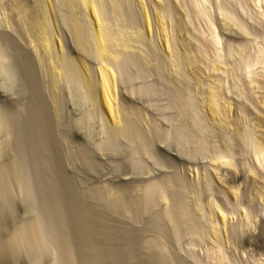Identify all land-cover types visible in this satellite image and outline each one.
<instances>
[{"label": "rangeland", "instance_id": "obj_1", "mask_svg": "<svg viewBox=\"0 0 264 264\" xmlns=\"http://www.w3.org/2000/svg\"><path fill=\"white\" fill-rule=\"evenodd\" d=\"M0 1V168L6 162L7 167L3 168L9 171L12 170L9 163L13 167L19 166L11 171L14 173L11 176L18 174L14 185L9 183L14 190L9 195L10 201L4 198L9 201H6L9 209L0 207L6 211L0 215L1 245L10 241L15 230L38 219L44 233H41L43 241L47 242H44L46 251L40 264H69L62 234H69L76 258L73 264H100L96 249L100 241L96 230L91 231L90 227V220L96 216L102 222L110 221L116 231L120 229L121 232L112 237V243L123 250L122 264H218L216 258L211 257V250L220 244L228 264L264 263V199L261 201L257 194L264 187V172H259L255 159L256 149L264 147V65L255 69L256 73L250 79L253 81L244 78L243 68L256 44L264 43V0H208L212 20H215L210 27L219 37L220 48H214L211 29H208L210 23L205 22L197 11L198 0H144L152 20L156 7H161L163 12H169L168 15L174 12L172 19L176 16L181 21L180 36L197 55V66L193 71L185 67L178 51L181 47L177 46V52L169 53L155 36V31L147 32L138 0H121L122 16L110 11L108 23L115 32L119 30L133 43L130 46L133 48L127 50L128 53L125 51L126 54L122 52V57L114 65L117 108L120 115H124L120 116L121 121L124 119L122 126L125 127L121 126L124 130L114 126L115 123L104 115L97 93L94 96L83 84V61L92 68L94 80L100 61L93 38L96 25H92L90 18L80 12H76L79 18H73L75 11H71L69 0L50 1L48 6L53 11L50 15L55 20V32L62 39L65 53L72 63L71 70L65 72L72 74L60 75L53 88L49 68L35 58L30 48L31 38L20 28L11 10L12 4ZM25 1L29 4L37 2ZM240 3L257 16L251 19ZM78 19H82L81 23ZM76 22L77 26L82 24L81 28H75ZM85 47L89 49L87 52L83 51ZM56 63L58 61L54 65ZM215 63L217 71H213ZM56 65L58 67L59 63ZM216 77L224 80L225 94L232 107L227 114L229 118L219 120L211 116L203 97H200L201 88L208 82L213 83ZM36 94L44 101L41 116L35 110ZM37 118L43 121L46 129L43 126L36 128L41 126ZM35 128L40 130L36 133ZM49 133L50 144L44 151L41 142ZM34 144H39L43 152L35 149ZM218 156L231 161V167H224L223 173L227 182L238 183V199H230L209 172L211 162ZM47 163L51 166L57 164L72 185L73 190L70 189L72 192H68V197L66 194L64 205L67 209L70 204L76 205L67 210V223L59 219L55 207H52L54 202L49 182L53 176L47 173ZM250 169L256 174L250 173ZM152 185H156L159 191L149 200L145 195ZM104 190L111 196L115 194L113 197H122L120 199L128 205H134L118 212H108L109 216L104 215L106 217L98 215L97 211H103V207L90 193ZM210 197L223 205L225 213L229 212L230 224L226 236L222 235V243L216 242L210 230L212 220L206 207ZM5 200L0 198V203ZM67 200L71 201L68 205ZM77 200L80 203L75 202ZM242 222H248L249 228ZM243 224L247 228L245 233H242ZM55 240H60L61 245ZM7 247L6 254L0 252V264L31 263L25 253L16 250L18 253L13 254L12 247Z\"/></svg>", "mask_w": 264, "mask_h": 264}, {"label": "bare ground", "instance_id": "obj_2", "mask_svg": "<svg viewBox=\"0 0 264 264\" xmlns=\"http://www.w3.org/2000/svg\"><path fill=\"white\" fill-rule=\"evenodd\" d=\"M4 1H7L9 4L11 3L12 6H13V9H12V6L11 7V10L14 11L13 15L15 16V19L17 20L20 28H22V31L24 34H26L29 38H31V43H30V48H32V52L34 53V56L35 58L43 65L45 64L46 66H48V71L50 72L49 74L51 75V81H52V85H53V88L54 86L57 84V81H59V76L62 75V74H65L67 75V73H65L69 68H70V64H72L69 60H70V57H69V60H68V57L65 53V48H64V45H63V41L62 39L59 37L58 34H56L55 32V27L56 25L55 24V20L53 21L52 18H51V11H52V8L50 10L49 6L50 5V1L51 0H43L44 2L42 3V0L40 2V0H37V2L35 4H29L27 3L25 0H3ZM65 1V0H64ZM63 1V2H64ZM139 3L141 4L140 7H142L141 9L143 10V13H144V18H145V25L146 26V29H147V32L149 34H151L153 31L156 32V35L159 39V41L162 43L163 45V48L171 53V52H177L176 48L177 46L180 48L178 51L181 53V57L183 58V63L185 65L186 68H188L190 71H193L196 66H197V60H196V56L193 54V52L189 49V47L187 46V44L185 43L186 41H184L182 38H181V34H180V31L179 29L181 30V24L179 22V20H177L176 16L174 17V19H172L173 15L171 16L172 13L174 12H171L170 15L169 12L166 13V12H163L162 9H160L159 7L154 10L155 13H154V20L151 19L150 17V14L148 12V10L146 9V5H144V0H138ZM231 1V0H230ZM242 1V0H241ZM1 2V1H0ZM5 2V3H7ZM34 2V1H33ZM32 2V3H33ZM69 2H71L72 4V8H71V11L73 9V11H75V15H73V18L76 17V18H79L77 13H83L85 16L89 17L91 22L93 23L92 25H96V30H94L95 32H93L94 36L93 38L96 40L95 45H97L95 48H97V51L96 53L98 54V57L100 56V61L98 62V70L97 73H96V79L94 80V76L92 75L93 71H92V68L90 69L87 64L85 63V61H83V66H84V71L83 74L81 75V77L83 78V84H85L87 86L88 89H90L91 93L92 94H96L97 93V96L94 94V96H96V98H98L97 100H99L98 102L100 103L99 105H101V108L104 112V115L109 117L114 124V126L116 125L117 127H120L122 126V122L123 120L121 121V116L120 113H119V110L117 108V97H118V92H117V74L114 72V65L115 63H117L120 59V57H122L121 53L122 52H127V50L133 48L130 46L133 44H131V40L129 39V37H126L125 35H123V33H120L119 30H117L116 32L112 29V27H110L111 24H109L108 22V18L110 17L109 14H111L110 11H112L114 13V15L118 16L121 14V8H122V5L123 4L121 2V0H69ZM165 2V1H164ZM170 2V0H169ZM209 1L208 0H198V9L197 11H199V15L201 17H204L206 21H208L209 24V27L210 26H213L212 22H214L212 19V15H211V10L210 8L208 7V3ZM47 5H45V4ZM162 3V2H161ZM208 3V4H207ZM228 3V2H227ZM3 4V3H2ZM8 4V5H9ZM45 7H44V5ZM52 4V3H51ZM230 4V3H229ZM234 4V3H233ZM241 4V3H240ZM248 4V3H247ZM67 5V3H66ZM157 5V4H156ZM173 5V4H172ZM249 5V4H248ZM247 5V6H248ZM3 6V5H2ZM4 6H6L4 4ZM52 6V5H51ZM50 6V7H51ZM242 10L245 11V13L251 18V19H254L255 17V13L248 7H246L244 4H241L240 5ZM171 7V6H170ZM169 7V8H170ZM258 7V6H257ZM255 9V7H254ZM257 9V8H256ZM255 9V10H256ZM50 10V11H49ZM260 10V9H259ZM165 11V10H164ZM170 11V10H169ZM70 12V11H69ZM77 12V13H76ZM123 12V11H122ZM53 13V11H52ZM74 13V12H73ZM197 13V12H196ZM70 14V13H69ZM123 14V13H122ZM54 16V14H52ZM13 16V17H14ZM71 16V15H70ZM122 15H120L121 17ZM257 16V15H256ZM124 17V16H123ZM122 17V18H123ZM178 17V16H177ZM248 17V18H249ZM113 18V17H112ZM153 18V17H152ZM176 18V20H175ZM203 18V19H204ZM55 19V18H54ZM120 19V18H119ZM199 19V18H198ZM201 19V18H200ZM215 19V17H214ZM250 19V21H251ZM72 20V18H71ZM76 20V19H74ZM73 20V21H74ZM80 19H78L79 21ZM111 20V19H110ZM114 20V19H113ZM116 20V19H115ZM122 20V19H121ZM257 20V19H256ZM77 21V20H76ZM82 19L79 21L81 23ZM72 22V21H71ZM78 23V24H80ZM83 23V22H82ZM113 24V22H111ZM118 23V22H117ZM125 23V22H124ZM82 25V24H81ZM81 25L77 26V22H76V27H80L81 28ZM206 25V24H205ZM11 26V25H10ZM84 26V25H83ZM94 27V26H93ZM117 28V27H115ZM58 29V28H57ZM120 29V27H119ZM207 29V28H206ZM208 29H211V38L213 39L212 41L214 42L213 44H215V47L214 48H217L220 46V40H219V37L217 35V33L213 30L212 28H208ZM81 30V29H79ZM84 29H82L83 31ZM205 30V29H204ZM78 31V30H76ZM58 32V31H57ZM79 33V32H78ZM81 33V32H80ZM216 33V34H215ZM25 35V36H26ZM82 35V33H81ZM22 36V35H21ZM26 36V37H27ZM260 36V35H259ZM28 37H27V40H28ZM84 37V36H83ZM80 38V37H79ZM263 38V37H262ZM83 40L86 42L85 40V37L83 38ZM94 40V41H95ZM258 40V39H257ZM30 41V40H28ZM82 41V40H81ZM81 41H79L81 43ZM84 42V43H85ZM208 42V41H207ZM257 42V41H256ZM83 43V42H82ZM83 43V44H84ZM81 46V45H79ZM86 46V44H85ZM214 46V45H213ZM217 46V47H216ZM86 48V49H85ZM83 49L84 52H87V49L88 47H85ZM212 48V47H211ZM220 48V47H219ZM89 50V49H88ZM181 50V51H180ZM216 51H219V49H217ZM123 53V54H126ZM225 52V51H224ZM128 53V52H127ZM219 53V52H218ZM217 53V54H218ZM80 54V53H79ZM86 54V53H85ZM90 54V52L88 53ZM216 54V55H217ZM211 55V54H210ZM219 55H222V54H219ZM84 56V55H83ZM128 56V55H127ZM126 57V55H125ZM178 57V56H177ZM172 58V57H171ZM217 56L215 57L214 60H216ZM123 59V58H122ZM220 59V58H219ZM218 59V60H219ZM225 59V58H224ZM81 60V59H80ZM181 60V59H180ZM59 63L58 67L56 64L54 65L55 62ZM74 62V61H73ZM214 62V61H212ZM226 63V62H225ZM75 64V62H74ZM210 64V63H209ZM76 65V64H75ZM226 65V64H225ZM261 66V65H264V43L261 44V42L257 43L256 46L254 47L253 49V53L251 52V55L248 59V61H246L245 63V67L243 66L244 68V77L245 79H251L253 74L256 73L255 69H257L258 66ZM44 66V65H43ZM42 66V67H43ZM72 67V66H71ZM78 67V66H77ZM217 65L215 63L214 65V70L213 71H217L218 68L216 69ZM30 68V67H29ZM73 68V67H72ZM78 69V68H77ZM83 69V68H82ZM226 69V68H225ZM259 69V68H258ZM263 69V68H262ZM71 70V69H69ZM68 70V71H69ZM224 70V69H223ZM233 70V68H232ZM231 70V71H232ZM229 71V70H228ZM240 71V70H239ZM260 71V70H259ZM78 72V71H77ZM95 72V71H94ZM243 72V71H242ZM82 73V72H81ZM80 73V74H81ZM227 73V72H226ZM264 73V72H263ZM72 74V73H71ZM70 72H69V76L71 75ZM76 74V73H74ZM234 74V73H233ZM258 74V73H257ZM49 75V76H50ZM64 75V76H65ZM67 75V76H68ZM78 75V74H77ZM224 75V73H223ZM260 75V74H259ZM63 76V75H62ZM214 76V75H213ZM225 76V75H224ZM256 76V75H254ZM230 77V76H229ZM235 77V76H234ZM261 77V76H260ZM64 78V77H63ZM66 78V77H65ZM72 78V77H71ZM78 78V77H77ZM81 78V79H82ZM214 78V77H213ZM228 79V78H227ZM82 82V80H80ZM250 81H253V80H250ZM249 82V81H248ZM224 80L220 77H216V79L214 80L213 79V83L208 82L207 85H201V90H200V94L201 96L200 97H203L202 99H204V104L207 105V108H208V111L210 112L211 116L213 118H217L218 120L219 119H222V118H227V114L229 113V108H232L229 104V100L227 99L226 97V94H225V85H224ZM256 83V82H255ZM81 84V83H80ZM206 84V83H205ZM51 85V83H50ZM234 85V84H233ZM236 85V83H235ZM200 86V85H199ZM37 87V85H36ZM52 87V86H51ZM231 87V86H230ZM96 88V90H95ZM86 89V88H85ZM238 89V88H237ZM37 90V88H36ZM53 90V89H52ZM97 91V92H96ZM38 92V91H36ZM88 92V91H87ZM238 92V90H237ZM55 93V92H54ZM90 95V94H89ZM37 96V94H36ZM39 96V94H38ZM36 98L35 100V111L36 113L39 112V115L41 114V110L44 106V101L38 97ZM239 96V95H238ZM90 97V96H89ZM93 97V96H92ZM53 98V97H52ZM94 98V97H93ZM201 102V101H200ZM232 102V101H231ZM236 103V102H235ZM240 107V106H239ZM46 108V107H44ZM34 109V108H33ZM240 109V108H239ZM45 110V109H44ZM33 111V110H31ZM243 111V109H242ZM46 112V111H45ZM6 113V112H4ZM32 113V112H31ZM43 113V112H42ZM125 113V112H124ZM35 114V113H34ZM33 114V115H34ZM32 115V114H31ZM32 115V117H33ZM38 115V114H37ZM36 115V116H37ZM43 115V114H42ZM41 116V115H40ZM39 116V118L41 119V117ZM47 116V115H46ZM121 116V117H120ZM245 116V115H244ZM38 117V116H37ZM44 117V116H43ZM131 117V116H130ZM37 118V121L40 122V125L39 127H36V128H42V122L41 120ZM229 118V117H228ZM4 119V118H3ZM8 119V118H7ZM44 119V118H43ZM34 120V119H33ZM48 120V119H47ZM229 120V119H228ZM6 121V120H5ZM37 121L35 123H37ZM128 121V120H126ZM50 122V121H49ZM230 122V121H229ZM35 123H33L35 125ZM48 123V122H46ZM129 123V122H128ZM127 123V124H128ZM133 123V122H132ZM10 124V123H9ZM126 124V125H127ZM7 124H5V127H6ZM33 125V126H34ZM39 125V124H38ZM129 125V124H128ZM10 126V125H9ZM32 126V125H31ZM218 126V125H217ZM46 127H48L46 125ZM112 127V126H111ZM122 127H125L124 124ZM135 127V126H134ZM138 127V126H137ZM250 127V126H249ZM35 128V129H36ZM40 128V129H41ZM44 128V126H43ZM130 128V127H129ZM7 129V128H6ZM34 129V128H33ZM38 129V130H40ZM46 129V128H44ZM123 128H121L122 130ZM135 129V128H134ZM138 129V128H137ZM250 129V128H249ZM1 130V129H0ZM5 130V128H4ZM37 129L35 130V132L37 133L38 131ZM118 131V128L116 129ZM119 130V131H121ZM124 130V129H123ZM42 131V130H41ZM45 131V130H44ZM42 131V132H44ZM47 131H48V128H47ZM113 131V130H112ZM116 131V132H117ZM128 131V129H127ZM6 132V131H5ZM34 132V133H35ZM40 132V131H39ZM38 132V133H39ZM49 132V131H48ZM133 132V131H132ZM128 133V132H127ZM2 134V133H1ZM5 134V133H4ZM32 134V133H31ZM43 134V133H42ZM45 134V133H44ZM43 134V135H44ZM125 134V133H124ZM133 134V133H132ZM33 135V134H32ZM31 135V136H32ZM36 135V134H35ZM49 135H45L44 138L42 139V142H41V146L44 148V151L46 147H49L47 145H49L50 143H48L49 140H51V138L49 139ZM136 135V134H135ZM261 135V133H260ZM34 136V135H33ZM114 136V135H113ZM119 136V135H118ZM132 136V135H131ZM141 136V135H140ZM120 137V136H119ZM135 137V136H134ZM137 137V136H136ZM135 137V138H136ZM142 137V136H141ZM36 139V138H35ZM38 139V138H37ZM40 139V138H39ZM38 139V140H39ZM41 140V139H40ZM39 140V141H40ZM53 141V140H52ZM262 141V140H261ZM35 142V141H34ZM37 142V141H36ZM54 143V142H53ZM56 143V142H55ZM263 143V142H262ZM40 144V143H39ZM38 144V145H39ZM35 145V144H34ZM33 145V146H34ZM36 146L35 149L39 148L40 152L42 151L39 146ZM2 146V145H0ZM12 146V145H11ZM51 146H52V143H51ZM8 147V146H7ZM13 147V146H12ZM53 147V146H52ZM11 148V147H10ZM2 150V149H1ZM4 150V149H3ZM38 150V152H39ZM33 151V150H32ZM35 151V150H34ZM48 151V150H47ZM53 151V150H52ZM51 151V152H52ZM39 152V153H40ZM43 152V151H42ZM50 152V154H51ZM255 152V151H254ZM48 153V152H47ZM58 153V152H57ZM46 154V153H45ZM14 155V154H13ZM12 156V155H11ZM49 156V155H48ZM1 157V156H0ZM42 157V156H40ZM56 158V157H55ZM59 158V157H58ZM2 159V158H1ZM5 159V158H4ZM9 159V158H8ZM49 159V157H48ZM60 159V158H59ZM255 159H256V162H257V165L259 167V172L262 171L261 173L264 172V147L263 146H259V148L256 149V152H255ZM37 160V159H36ZM39 160V159H38ZM43 160V159H42ZM50 160V159H49ZM21 161V160H20ZM19 162V161H18ZM42 162V161H41ZM46 162V161H44ZM56 162V161H55ZM254 162V161H253ZM7 163L6 162V165H3V166H6L7 167ZM57 163V162H56ZM3 164V163H2ZM1 164V165H2ZM11 164V163H9ZM9 168L10 170H14L16 169L15 167L16 166H11L9 165ZM17 164V163H16ZM19 164V163H18ZM45 164V163H44ZM15 165V164H14ZM57 165V164H56ZM56 165H50L49 163H47V166L45 165V167L47 168V173H51V175L53 176V179H52V183L49 182V184L51 185V197H52V200L54 202V206L52 205V207H55L54 209L56 210L57 214H58V217L59 219L61 218L62 220H66V223H67V219H68V211H70V209L76 205V204H70L71 201H68L67 200V205L69 207V209H67L66 205H64V201H65V197H66V194H67V197H68V192H70L72 188H70L72 185L71 183L63 176V172H61L59 169L60 167L58 168ZM231 161L228 160V158L226 159L225 157H222V156H218L216 158H214V160L211 162L210 164V173L212 175V177L216 180V182H218V184H220V186L223 188V190L226 191L227 195H229L230 199H238V196H239V190H240V187L237 183V185L235 183H229L226 181V175H224L223 173V168L224 167H231ZM256 165V164H254ZM253 165V166H254ZM3 166H1V168H3ZM22 166V164H21ZM43 166V165H42ZM19 167V166H18ZM17 167V168H18ZM256 167V166H255ZM257 167V168H258ZM0 168V198H2V201L5 200L4 198L8 199L10 201V197L9 195H12L11 193L14 191H12L11 187L14 185L12 184L13 181H15L14 179L17 177V174L15 173V177L14 176H11L12 174V170L9 171L8 169H1ZM252 168V167H251ZM257 168H254L255 171H258L256 170ZM39 169V168H38ZM225 169V168H224ZM230 169V168H229ZM15 171V170H14ZM13 171V172H14ZM227 171V170H226ZM251 171H253V173L256 174V172L252 169H250V173ZM24 172V170H23ZM198 173V172H196ZM65 174V173H64ZM226 174V173H225ZM264 174V173H263ZM262 174V177H264ZM14 175V173L12 174ZM199 175V174H198ZM20 176V174H19ZM49 176V175H47ZM256 176V175H255ZM26 177V176H25ZM257 177V176H256ZM9 178L11 180H9ZM13 178V179H12ZM23 178V177H22ZM51 178V177H49ZM253 178V177H252ZM17 179V178H16ZM21 179V178H20ZM264 179V178H263ZM22 180V179H21ZM50 180V179H49ZM197 180V179H196ZM24 180H22L23 182ZM45 182V181H44ZM255 182V181H254ZM12 184V186H10V184ZM21 183V181H20ZM25 183V182H24ZM256 183V182H255ZM19 184V183H18ZM48 184V185H49ZM49 185V186H50ZM255 185V184H254ZM257 185V184H256ZM46 186V185H45ZM260 186V185H259ZM27 187V186H26ZM253 187V186H252ZM221 188V189H222ZM260 188V187H258ZM255 189V190H258ZM11 189V190H10ZM13 189H16V187ZM18 189V188H17ZM47 189V188H46ZM150 191L148 192V194H146L145 196H147V199L151 200L154 195H157L156 193L159 191V188L156 186V185H152L150 186ZM23 190V189H22ZM50 190V189H49ZM73 190V189H72ZM254 190V191H255ZM12 191V192H11ZM148 191V189H147ZM224 191V192H225ZM49 192V191H48ZM72 192V191H71ZM92 192V191H91ZM151 192V193H150ZM17 193V192H16ZM21 193V192H20ZM90 193V192H89ZM147 193V192H146ZM150 193V194H149ZM50 194V193H49ZM259 195V197L261 198V201L264 199V187L261 189H259V192L257 193ZM89 195V194H87ZM91 197H94L96 199V201L98 200L100 202V207H103L102 210L103 211H97L98 215L100 214L101 216H104L106 214V216H109L108 215V212H118L119 210H123V208L127 209L129 207V205H131V203H126L123 201V199H120L118 197H113L111 195H109L107 193V191H93L92 193H90ZM257 195V196H258ZM74 195L72 194V197ZM70 197V196H69ZM89 197V198H91ZM144 196H142L143 198ZM214 197V196H213ZM79 198V197H78ZM94 198H93V201H94ZM141 198V199H142ZM240 198V197H239ZM47 199V198H46ZM49 199V198H48ZM77 199V197H75V200ZM81 199V197L79 198ZM139 199V198H138ZM8 200H5L4 202H1L2 204L5 205V207L0 203V207L3 209H7L8 206H6L7 202H9ZM143 200V199H142ZM146 200V199H145ZM259 200V199H258ZM7 201V202H6ZM12 201V200H11ZM80 203V200H77L75 202H78ZM49 202V201H48ZM74 202V201H73ZM82 202V201H81ZM147 202V200H146ZM7 203V204H6ZM135 203V202H134ZM140 203V201H139ZM144 203V202H143ZM207 203V202H206ZM66 204V203H65ZM97 205V204H96ZM134 205V204H132ZM132 205L129 207L131 208ZM83 206V205H82ZM223 205H220V203H218L215 199L211 198L210 197V200L208 199V205L206 204V207H208V211L210 213V217H211V233H212V236L214 237V239L216 240V242H221V238L223 237L222 235H224V237L226 236L225 234L227 233V225L230 224V219L228 218V213L226 214L225 211H224V208L222 207ZM0 208V210H1ZM81 208V204H80V207ZM1 210L3 212L0 211V215L2 213H4L5 210ZM9 209V208H8ZM7 209V210H8ZM51 209V208H50ZM53 209V208H52ZM48 210V209H47ZM52 211V212H55ZM95 211L97 210L94 209ZM10 211V210H9ZM95 211H91L92 213H94ZM6 212V211H5ZM12 212V211H11ZM51 212V211H49ZM121 212V211H120ZM171 213V211H170ZM53 214V213H51ZM4 215V214H3ZM6 215V214H5ZM47 215V214H46ZM49 215V214H48ZM54 215V214H53ZM87 215V214H86ZM175 215V214H174ZM177 215V214H176ZM93 216V215H92ZM104 216V217H106ZM182 216V215H181ZM244 216V215H243ZM242 216V217H243ZM96 217V216H95ZM93 220H90V224H91V231L92 229L95 231V233H97L98 235V240L100 241V243H98V246H96V249L98 250L97 251V258H98V263L100 264H122V253H123V250L119 247H115L112 243L113 241V238L112 237H115L117 235V232L120 230L116 228V226H112L110 225V221L106 220L104 222H102L103 220L102 219H99V218H95ZM246 217V215L244 216V218ZM56 218V216H55ZM93 218V217H92ZM103 218V217H102ZM248 218V217H246ZM1 219V218H0ZM54 219V218H53ZM51 219V220H53ZM60 219V220H61ZM58 220V219H57ZM61 220V221H62ZM88 220H89V217H88ZM232 220V219H231ZM249 220V219H248ZM49 221V220H48ZM59 221V220H58ZM63 221L62 224H64L65 222ZM241 221H242V218H241ZM243 221H245L243 219ZM40 221H38V219H36L35 221H32V222H29L28 224L26 225H23L21 228H19L18 230H15L13 232V235L11 234L10 236V241H7L6 242V245L5 243L4 244H0L1 245V249H0V252L2 254V252L5 254L8 252V251H5L7 250L9 247L7 246H11L12 247V250L14 251L13 254H16V252L18 251L20 254H24L27 255L25 256L28 257V262L31 261L32 264H40V260L43 259V256H45V253L44 251H46L45 249V246H44V242L43 241V235L41 233V226L39 223ZM42 222V221H41ZM57 222V221H56ZM253 222V221H252ZM60 223V222H59ZM242 223H245V222H242ZM248 223V222H246ZM245 223V224H246ZM3 224V223H2ZM44 224V223H43ZM48 224V223H47ZM88 224V222H87ZM240 224V223H239ZM4 225V224H3ZM65 225V224H64ZM63 225V226H64ZM247 225V224H246ZM246 225H241L242 226V230L243 232L242 233H245L244 230H246L248 227L247 225V228ZM251 225V223H250ZM229 226V225H228ZM54 227V226H52ZM62 227V226H61ZM60 227V228H61ZM14 228V227H13ZM44 228V227H43ZM59 228V229H60ZM116 228V229H114ZM240 228V227H239ZM6 229V227H5ZM53 229V228H52ZM62 229V228H61ZM64 229V227H63ZM46 230V229H45ZM44 230V231H45ZM65 230H68V229H65ZM241 230V228H240ZM241 230V231H242ZM61 232L64 233V231L60 230ZM5 232V231H4ZM11 232V231H9ZM56 232V231H55ZM68 232V231H67ZM66 232V233H67ZM121 232V231H119ZM118 232V233H119ZM248 232V231H247ZM58 233V231H57ZM92 233V232H91ZM94 233V232H93ZM123 233V231H122ZM121 233V234H122ZM44 234V233H43ZM55 234V233H53ZM65 234V233H64ZM46 235V234H45ZM61 235V233L59 234ZM69 234L67 235H63L62 234V238L63 236L65 238H61L65 245V256L69 262V264H73L75 259H74V252L72 251V247H71V242L69 240ZM95 235V234H94ZM57 236V235H56ZM61 237V236H60ZM59 237V238H60ZM58 238V237H57ZM227 238V237H226ZM7 240V239H6ZM226 240V239H225ZM1 241V240H0ZM56 241V240H55ZM58 241V240H57ZM56 241V243H57ZM60 241V240H59ZM58 241V242H59ZM4 242V239L2 241V243ZM214 242V241H213ZM8 243V244H7ZM47 243V242H45ZM62 243V244H63ZM222 243V242H221ZM225 243V242H223ZM59 244L61 245V243L59 242ZM59 244H57L59 246ZM151 244V243H150ZM154 244V243H153ZM220 244V243H219ZM212 245V244H211ZM50 246V245H49ZM221 244L219 245V247H214V249H212L211 251V257H215L216 258V263L218 262V264H228L227 263V256H225V252L222 250L223 247H221ZM48 247V246H47ZM212 247V246H211ZM64 247H62V250L64 251L63 249ZM11 249V248H10ZM17 250V251H16ZM12 251V252H13ZM17 252V253H18ZM1 254H0V257H1ZM12 255V254H11ZM10 255V256H11ZM24 256V255H23ZM5 257V256H4ZM21 257V255H20ZM3 258V257H2ZM30 258V259H29ZM163 258V257H162ZM65 259V258H64ZM250 259V258H249ZM1 260V259H0ZM4 260V258H3ZM30 260V261H29ZM163 260V259H160V261ZM27 261V260H26ZM165 261V260H164ZM215 261V260H214ZM213 261V262H214ZM258 261V260H257ZM261 261V260H260ZM19 262V261H17ZM67 262V261H66ZM264 262V261H263ZM30 263V264H31ZM76 263V262H75ZM230 263V262H229ZM260 263V262H259ZM258 264V263H256ZM262 264V262L260 263ZM264 264V263H263Z\"/></svg>", "mask_w": 264, "mask_h": 264}]
</instances>
